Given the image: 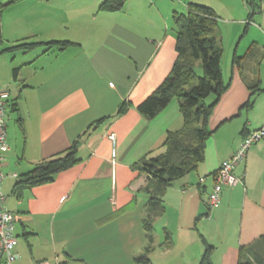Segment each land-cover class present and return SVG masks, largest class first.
<instances>
[{
    "label": "crops",
    "instance_id": "crops-1",
    "mask_svg": "<svg viewBox=\"0 0 264 264\" xmlns=\"http://www.w3.org/2000/svg\"><path fill=\"white\" fill-rule=\"evenodd\" d=\"M0 1V86L11 93L2 188L19 217L14 264H143L142 254L151 264H200L207 243L214 264H238L240 249L264 236V137L233 170L243 182L224 187L211 209L208 198L221 162L264 124V7L253 12L247 0H123L110 8L108 0ZM191 2L218 17L228 87L209 117L205 159L167 188L150 238V177L134 165L163 152L184 118L176 98L152 118L137 106L170 73L178 55L174 16ZM124 102L131 105L118 114ZM74 142V165L51 181L16 187Z\"/></svg>",
    "mask_w": 264,
    "mask_h": 264
},
{
    "label": "trees",
    "instance_id": "trees-1",
    "mask_svg": "<svg viewBox=\"0 0 264 264\" xmlns=\"http://www.w3.org/2000/svg\"><path fill=\"white\" fill-rule=\"evenodd\" d=\"M122 1L108 0V4L103 7L110 8L112 2L118 3L116 7H120ZM263 1L247 0L253 12L255 9L262 10ZM174 17L179 27L177 58L168 76L137 106L145 117L152 118L176 98L184 118V124L180 129L168 132L162 145L165 147L163 152L156 155L148 154L134 165L140 171L148 173L150 177L147 188L148 213L144 219L148 235L153 231L155 219L165 212L163 197L167 188L177 178L196 169L205 159L207 140L212 134L209 117L228 87L222 72L224 47L217 35L219 20L213 8L191 2L185 12H177ZM56 43L62 47L70 44L59 41ZM28 45L30 43H21L17 47ZM251 89L256 90L255 87ZM210 95H214L215 99L207 102L206 99ZM130 105L128 102L122 103L118 114L124 113ZM249 105L251 101L245 104ZM101 121L102 118L98 119L94 127ZM76 151L77 142H74L64 155L44 161L24 174L16 187L24 190L51 181L57 172L71 167L78 161ZM166 236H168L166 244H169L168 231ZM212 251L213 246L207 243L200 264H214ZM136 260L143 264H151L145 254L136 257ZM238 264H264V236L254 246L240 249Z\"/></svg>",
    "mask_w": 264,
    "mask_h": 264
},
{
    "label": "built area",
    "instance_id": "built-area-1",
    "mask_svg": "<svg viewBox=\"0 0 264 264\" xmlns=\"http://www.w3.org/2000/svg\"><path fill=\"white\" fill-rule=\"evenodd\" d=\"M264 4V1H263ZM2 4L0 1V17ZM2 41V30L0 21V44ZM11 93L0 86V264H14L19 257L16 247L18 245V236L16 234V222L18 214L10 210L6 206V195L3 192V181L6 173L3 170L5 163L4 151L8 147L7 144V122L8 107L10 104ZM264 137V124L251 131L241 141L239 148L227 159H224L215 172V183L209 194L208 205L212 208L218 205L221 192L226 186H235L239 182H243L241 177L233 173L235 166L241 162L247 155L252 144L256 143ZM114 139V135H111ZM41 264H50L42 262Z\"/></svg>",
    "mask_w": 264,
    "mask_h": 264
},
{
    "label": "rangeland",
    "instance_id": "rangeland-1",
    "mask_svg": "<svg viewBox=\"0 0 264 264\" xmlns=\"http://www.w3.org/2000/svg\"><path fill=\"white\" fill-rule=\"evenodd\" d=\"M223 26V25H222ZM223 29H224V27H222ZM225 34V33H224ZM226 38H227V36H226ZM200 71V70H199ZM2 87V86H1ZM3 88V87H2ZM6 90H8V89H6ZM213 96L214 95H210L207 99H206V101L207 102H211V100H212V98H213ZM241 144V142L239 143V145ZM239 148V146L237 147V149ZM236 149V150H237ZM235 150V151H236ZM155 228H157V229H161V226H160V224H157L156 226H155ZM164 234V231L163 230H161V235H162V237L164 236L163 235ZM160 260H162V261H165V258L163 257V255H160Z\"/></svg>",
    "mask_w": 264,
    "mask_h": 264
}]
</instances>
